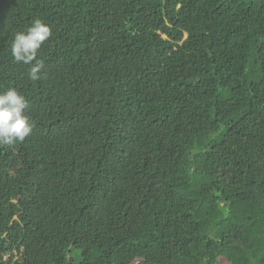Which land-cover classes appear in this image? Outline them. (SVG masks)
<instances>
[{
    "label": "trees",
    "instance_id": "obj_1",
    "mask_svg": "<svg viewBox=\"0 0 264 264\" xmlns=\"http://www.w3.org/2000/svg\"><path fill=\"white\" fill-rule=\"evenodd\" d=\"M8 87L34 129L0 147V264H264V0H0Z\"/></svg>",
    "mask_w": 264,
    "mask_h": 264
},
{
    "label": "clouds",
    "instance_id": "obj_2",
    "mask_svg": "<svg viewBox=\"0 0 264 264\" xmlns=\"http://www.w3.org/2000/svg\"><path fill=\"white\" fill-rule=\"evenodd\" d=\"M52 35V27L36 18L12 37L11 55L15 62L29 65L27 76L32 82L43 78L44 62L37 59L38 52ZM28 109L25 94L14 87L0 90V147L22 143L32 134L34 122Z\"/></svg>",
    "mask_w": 264,
    "mask_h": 264
},
{
    "label": "rangeland",
    "instance_id": "obj_3",
    "mask_svg": "<svg viewBox=\"0 0 264 264\" xmlns=\"http://www.w3.org/2000/svg\"><path fill=\"white\" fill-rule=\"evenodd\" d=\"M73 256L75 257V254H73ZM72 258V257H71ZM75 259V258H74ZM80 255L78 254L77 256V260H75L76 262L75 263H78L80 261ZM222 261H226V259L222 258Z\"/></svg>",
    "mask_w": 264,
    "mask_h": 264
}]
</instances>
